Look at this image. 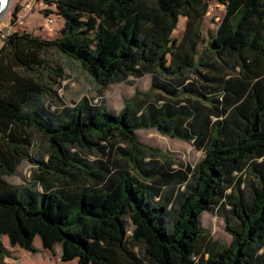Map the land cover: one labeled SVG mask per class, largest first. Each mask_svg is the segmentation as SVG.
<instances>
[{"label":"trees","instance_id":"trees-1","mask_svg":"<svg viewBox=\"0 0 264 264\" xmlns=\"http://www.w3.org/2000/svg\"><path fill=\"white\" fill-rule=\"evenodd\" d=\"M45 1L58 36L13 31L0 45V264L3 236L31 253L38 237L77 264H264V0ZM210 1L224 14L205 44ZM73 62L100 96L145 74L149 90L117 113L103 98L68 105L58 90ZM149 128L202 158L140 142ZM25 160L30 180L9 182ZM217 206L229 245L201 225Z\"/></svg>","mask_w":264,"mask_h":264},{"label":"rangeland","instance_id":"rangeland-1","mask_svg":"<svg viewBox=\"0 0 264 264\" xmlns=\"http://www.w3.org/2000/svg\"><path fill=\"white\" fill-rule=\"evenodd\" d=\"M33 3L28 11L22 8L26 3ZM19 7L17 17L14 18L12 12ZM45 11H54V6L49 5L45 0H10L8 8L0 16V45L3 35L13 31L31 32L42 38L49 39L58 36L62 26V20L55 13H48L53 17L54 22L50 25L45 23ZM224 14V7L214 1H210L207 11L201 22V35L204 43L215 35L219 21ZM19 15V16H18ZM186 18L179 17L177 28L173 31V36L180 40L185 29ZM65 79L61 82L62 87L58 90L63 101L68 105H73L81 96H86L98 103L103 98L106 106L117 113L123 106L124 100L128 99L137 90L146 92L151 83L150 74H145L140 78H130L133 83L120 82L107 86L100 96L96 83L92 78L76 63L65 64ZM138 140L148 146L156 147L167 152L177 162L194 166L203 156V152L194 148L191 142L183 141L175 137L158 132L154 128L139 129L136 131ZM33 163L25 160L14 175L8 176L9 182L14 184H24L31 178ZM224 209H228V206ZM202 227L208 233L207 243H217L218 245H229L232 236L226 230V219L222 213L221 206L213 210H207L200 216ZM128 225L131 223L128 220ZM3 243L7 250L6 264H77L76 259L62 261L60 257L61 248L55 245L53 250L42 246L40 239L36 237L33 245L36 252L31 253L18 245L10 246L7 237L3 236ZM206 259V255L203 260ZM197 264H203L195 259Z\"/></svg>","mask_w":264,"mask_h":264},{"label":"built area","instance_id":"built-area-1","mask_svg":"<svg viewBox=\"0 0 264 264\" xmlns=\"http://www.w3.org/2000/svg\"><path fill=\"white\" fill-rule=\"evenodd\" d=\"M33 3H26L25 5H23L24 7L22 8L25 12L28 11L30 9V7L32 6ZM19 16V15H18ZM17 17V15H16ZM45 23L50 25L54 22L53 17L50 15H47L46 17H44ZM3 38L5 37V35L2 36Z\"/></svg>","mask_w":264,"mask_h":264},{"label":"water","instance_id":"water-1","mask_svg":"<svg viewBox=\"0 0 264 264\" xmlns=\"http://www.w3.org/2000/svg\"><path fill=\"white\" fill-rule=\"evenodd\" d=\"M10 0H2V2H0V16L6 11V9L8 8Z\"/></svg>","mask_w":264,"mask_h":264},{"label":"snow or ice","instance_id":"snow-or-ice-1","mask_svg":"<svg viewBox=\"0 0 264 264\" xmlns=\"http://www.w3.org/2000/svg\"><path fill=\"white\" fill-rule=\"evenodd\" d=\"M0 2H2V0H0Z\"/></svg>","mask_w":264,"mask_h":264},{"label":"crops","instance_id":"crops-1","mask_svg":"<svg viewBox=\"0 0 264 264\" xmlns=\"http://www.w3.org/2000/svg\"><path fill=\"white\" fill-rule=\"evenodd\" d=\"M6 248V247H5Z\"/></svg>","mask_w":264,"mask_h":264}]
</instances>
